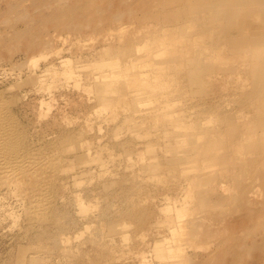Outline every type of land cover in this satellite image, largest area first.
Instances as JSON below:
<instances>
[{"label":"bare ground","instance_id":"obj_1","mask_svg":"<svg viewBox=\"0 0 264 264\" xmlns=\"http://www.w3.org/2000/svg\"><path fill=\"white\" fill-rule=\"evenodd\" d=\"M2 2L7 7L5 12L0 11V25L17 20L20 24V19L27 20L24 25L34 23L26 25L29 32L25 26V31H20L17 24L12 25L15 30L11 34L3 32L0 46H5V50L9 47L10 56L20 52L25 56L22 62L12 57L8 60L4 55V63L11 60L15 69L20 70L22 63L32 59L28 65L35 72V67L40 66L34 63L36 55L55 53L54 62L45 69L39 67L41 72L37 69L36 80L40 85L46 82V87H56L60 81L66 83L71 78L80 86L82 67H101L97 75L88 74V89L99 101L95 114L116 120L124 111L132 112L135 119L123 120L125 128L137 139L150 138L141 141L143 146H137L128 155L127 168L140 165L146 178L156 182L167 181V176L170 180H182L181 194L164 196L159 209L156 223L165 234L156 239L151 253L160 263L264 264V39L253 36L243 45L238 40L240 25L264 18V0ZM96 39L101 45L108 39L115 47L124 45L126 58L120 54L119 66L107 69L114 61L76 64L71 57L61 55V43L63 48L68 43L72 53L74 47L85 46V40ZM216 77L222 78V82ZM214 78L219 86L222 83L219 91L225 93L222 91L224 95L209 100V94L215 90L210 86ZM108 110L111 118L107 117ZM2 140L0 136V143L4 144ZM88 153L90 157V150ZM1 155V159L6 156ZM37 155H8L0 160V183L7 187V195L24 208L32 204V212L34 207L41 206L39 201L43 202L40 192L33 188L36 182L32 181L39 172L34 170L37 176L31 180L29 177L44 157ZM92 156L95 158V154ZM101 156L99 164H95L100 173L109 174L110 164H106L103 153ZM108 158L116 160L111 153ZM38 180L41 182V177ZM75 199L80 213H87L92 203L78 196ZM68 239L66 236L67 243ZM145 253H139L143 262L147 261Z\"/></svg>","mask_w":264,"mask_h":264},{"label":"rangeland","instance_id":"obj_2","mask_svg":"<svg viewBox=\"0 0 264 264\" xmlns=\"http://www.w3.org/2000/svg\"><path fill=\"white\" fill-rule=\"evenodd\" d=\"M29 3L31 4V1ZM0 4L1 9L4 7V10L0 9V11L5 12L7 5L4 2ZM23 20L19 21L21 25L16 23L18 20L0 25L2 27L0 39L5 30L4 33L8 34L15 30L12 25L17 24V29L21 27L20 31H25L24 26L26 28V25L34 24L30 21L24 25L27 20L26 22ZM26 30L29 32L28 28ZM238 30L242 36L238 39L239 44L247 43V39L253 36L264 39V18L260 21H249L248 25H240ZM98 39L85 40V46L81 47V50L76 47L72 49L73 52L76 50L74 53H70L71 46L68 43L64 48L61 43L60 49L63 50L61 55L71 57L70 59L76 64L110 60L114 62L108 64L107 69L119 66L120 54L126 58L124 45L115 47L111 39H108L106 42L103 41L105 42L103 46ZM91 44L96 47L93 48ZM4 48L5 46H0V55ZM6 49L3 50L2 59L4 55L8 60V57L10 59L12 57V59L16 58V61H22L21 59L25 57L20 51L21 55L15 53L16 57L10 56L9 47ZM67 53L71 56L65 55ZM51 54H44V58L36 55L37 59L33 57L34 63L37 62V65L39 63L40 66H38L45 69L46 65L54 62L55 53L52 57L49 56ZM77 55L82 57L84 55V59ZM45 58L47 60L50 58L49 62H46ZM2 59H0V127L2 126L5 130L0 128L3 134L2 136L0 133V136L3 137L2 141L6 147L2 146V148L1 145L4 144L0 143V150H2L0 154L6 155L5 158H8V155L11 157L17 154L25 158L30 155L35 157L37 153V157L44 156L39 161L42 165L37 166L40 167L39 170L36 167L31 170L32 172L28 171V173L31 172L28 176L31 180L32 176L33 178L37 176L38 173L35 172H39L38 177L34 178L35 180L32 179L34 184L36 182L33 188L40 192L42 198L40 196L38 198L43 199V202L39 201L38 204L43 206L45 211L39 206V212L37 207H34L35 210L32 212L33 208L30 207L33 205L30 203L26 206L24 204V208L22 203L16 202L14 197L7 195V187L0 183V264H161L162 262L156 258L153 251L151 253L156 239L165 234L164 229L157 226L156 221H159L161 213L159 209L164 202V196L181 194L182 180L178 178L170 180L171 178L167 176L170 181L156 182L146 178V175L141 172L140 165L127 168L128 155L137 146L142 147L141 143L150 138L137 139L125 128L126 124L123 120L135 119L132 112L127 114V111H124L116 120L111 118L109 110L107 117L111 120L101 118V114H95L94 111L99 108V101L89 90L90 88L88 89L90 83L88 74L97 75L101 67L93 66L87 69L82 67L80 86L71 78L66 83L62 80L57 84L58 86L55 84L56 87H52V84L51 88L50 86L47 88L46 82L40 85L41 83L36 80L38 72L43 70L34 66L36 69L34 72L33 67L31 69L28 65L32 59L25 60L27 63L20 62L24 64L22 69V66L19 68L20 70L15 69L11 60L4 63L5 58ZM216 78L210 85L211 88L214 86L215 90L209 94L211 95L208 97L209 100H213L214 96L216 98L218 95H224L222 94L224 90L219 91L222 83L219 86L217 82L222 78L218 80ZM84 85L87 88H84ZM200 98H196L197 101ZM202 101L200 99L198 102ZM147 107L142 106V108ZM86 122H92V125L91 123L86 125ZM6 127L10 128V131ZM8 133L11 137L7 135ZM93 147L98 151L93 150ZM88 150H90V157L89 153L87 154ZM102 153L103 158L107 159H104L107 161L106 164H110L107 167V169L110 168L109 174L103 175L98 168L97 164L100 162ZM110 153L115 156V161L108 158ZM91 154H95V158ZM49 157L54 161L49 160ZM83 157L84 160H82ZM5 158L2 157L0 160ZM40 170L44 177L40 176ZM28 176L25 178L27 179ZM40 177L41 182L40 179L38 180ZM37 181L40 186L44 185L42 187L46 190H41ZM77 196L92 203L87 213H80L75 204ZM29 199L26 198V202ZM29 209H31L30 217L27 216L30 213ZM33 213L37 215L34 216ZM32 217L35 219L32 220ZM66 236H69L68 243L65 240ZM70 238H72L71 242H69ZM142 252H146V262L141 261L139 253Z\"/></svg>","mask_w":264,"mask_h":264}]
</instances>
